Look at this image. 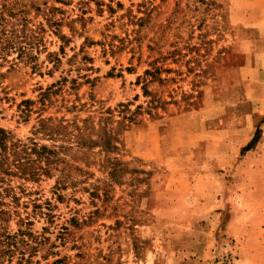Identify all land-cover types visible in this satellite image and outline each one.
Listing matches in <instances>:
<instances>
[{
    "label": "rangeland",
    "instance_id": "1",
    "mask_svg": "<svg viewBox=\"0 0 264 264\" xmlns=\"http://www.w3.org/2000/svg\"><path fill=\"white\" fill-rule=\"evenodd\" d=\"M2 5L0 264H264V0Z\"/></svg>",
    "mask_w": 264,
    "mask_h": 264
},
{
    "label": "trees",
    "instance_id": "2",
    "mask_svg": "<svg viewBox=\"0 0 264 264\" xmlns=\"http://www.w3.org/2000/svg\"><path fill=\"white\" fill-rule=\"evenodd\" d=\"M1 4V0H0ZM5 5L0 6V65L7 60L13 43L12 39L7 35L5 24ZM9 133L5 129H0V196L5 195L7 187L1 185L6 180V175L12 173H20L21 175L34 176L37 173L48 172L53 162L52 155L55 153L53 149H49L45 145H38L37 142H22L20 140H9ZM32 155L35 157L32 158ZM44 160L45 166H39L41 169H33L35 163ZM35 167V166H34ZM4 201L0 199V219L1 215L6 211L2 209Z\"/></svg>",
    "mask_w": 264,
    "mask_h": 264
}]
</instances>
